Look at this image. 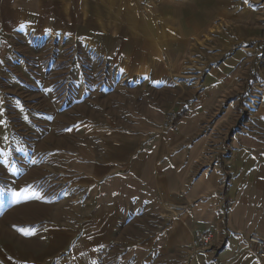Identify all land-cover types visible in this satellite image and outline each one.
<instances>
[{
    "label": "rangeland",
    "instance_id": "obj_1",
    "mask_svg": "<svg viewBox=\"0 0 264 264\" xmlns=\"http://www.w3.org/2000/svg\"><path fill=\"white\" fill-rule=\"evenodd\" d=\"M67 7L50 33L0 32V264H114L71 257V235L99 220L90 178L135 153L144 125L181 122L166 108L180 95L215 89L204 120L264 146V0ZM162 62L166 81L149 79Z\"/></svg>",
    "mask_w": 264,
    "mask_h": 264
},
{
    "label": "crops",
    "instance_id": "obj_2",
    "mask_svg": "<svg viewBox=\"0 0 264 264\" xmlns=\"http://www.w3.org/2000/svg\"><path fill=\"white\" fill-rule=\"evenodd\" d=\"M67 5L0 0V32L50 33L63 24ZM160 65L154 74L144 67L145 75L166 81L170 66ZM214 90L189 91L166 107L182 109L179 133L165 131L161 120L144 125L141 138L126 142L135 153L126 149L119 166L110 159L95 166L91 216L99 220L71 235V257L111 256L114 264H264V245L251 242L264 244V146L250 135L225 141L221 129L231 125L204 120ZM200 230L216 233L212 249L190 248Z\"/></svg>",
    "mask_w": 264,
    "mask_h": 264
},
{
    "label": "built area",
    "instance_id": "obj_3",
    "mask_svg": "<svg viewBox=\"0 0 264 264\" xmlns=\"http://www.w3.org/2000/svg\"><path fill=\"white\" fill-rule=\"evenodd\" d=\"M163 129L172 133H179L181 131L180 119L175 111H172L166 115L165 120L162 123ZM214 231H198L194 234L189 246L192 250L201 252L212 249L215 240ZM251 242L264 245L263 241L251 238Z\"/></svg>",
    "mask_w": 264,
    "mask_h": 264
},
{
    "label": "snow or ice",
    "instance_id": "obj_4",
    "mask_svg": "<svg viewBox=\"0 0 264 264\" xmlns=\"http://www.w3.org/2000/svg\"><path fill=\"white\" fill-rule=\"evenodd\" d=\"M17 195H19V194H17ZM25 234L27 235L28 233H27V232H25Z\"/></svg>",
    "mask_w": 264,
    "mask_h": 264
}]
</instances>
